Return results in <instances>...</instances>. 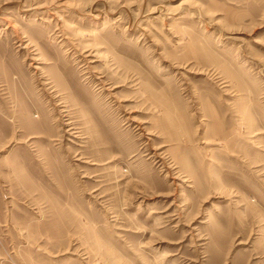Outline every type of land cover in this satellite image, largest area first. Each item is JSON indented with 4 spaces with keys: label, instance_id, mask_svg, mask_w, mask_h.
I'll return each mask as SVG.
<instances>
[{
    "label": "rangeland",
    "instance_id": "obj_1",
    "mask_svg": "<svg viewBox=\"0 0 264 264\" xmlns=\"http://www.w3.org/2000/svg\"><path fill=\"white\" fill-rule=\"evenodd\" d=\"M0 264H264V0H0Z\"/></svg>",
    "mask_w": 264,
    "mask_h": 264
}]
</instances>
